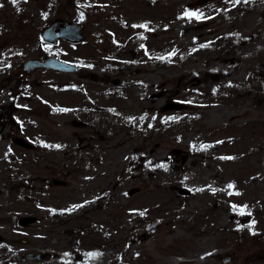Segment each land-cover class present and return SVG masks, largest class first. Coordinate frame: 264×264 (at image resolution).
Segmentation results:
<instances>
[{
    "label": "rangeland",
    "instance_id": "rangeland-1",
    "mask_svg": "<svg viewBox=\"0 0 264 264\" xmlns=\"http://www.w3.org/2000/svg\"><path fill=\"white\" fill-rule=\"evenodd\" d=\"M110 1L0 0V264H264V0Z\"/></svg>",
    "mask_w": 264,
    "mask_h": 264
},
{
    "label": "water",
    "instance_id": "water-1",
    "mask_svg": "<svg viewBox=\"0 0 264 264\" xmlns=\"http://www.w3.org/2000/svg\"><path fill=\"white\" fill-rule=\"evenodd\" d=\"M81 27H82L81 22L56 18L52 20V22L42 30V36L45 40L53 43L57 42L59 38H63L72 42H79L83 40L85 37L81 31ZM38 67H48L63 72H75L77 70V65L75 63L53 55L45 59L30 58L23 63V68L27 72H31L32 70ZM14 141L27 148L33 147V144H31L30 142H28L27 140L21 137H15ZM60 183L62 182L60 181ZM147 236L148 234L144 233L143 235H141L140 238ZM14 240L16 242H22L26 244L31 243V240L27 238H17ZM48 255L49 253L46 252L29 251L24 253L23 255H19L18 258L42 259L47 257Z\"/></svg>",
    "mask_w": 264,
    "mask_h": 264
},
{
    "label": "flooded vegetation",
    "instance_id": "flooded-vegetation-1",
    "mask_svg": "<svg viewBox=\"0 0 264 264\" xmlns=\"http://www.w3.org/2000/svg\"><path fill=\"white\" fill-rule=\"evenodd\" d=\"M116 4V3H115ZM108 5V8H110V7H112L113 5H112V2L110 1V0H108V2L106 3V5L105 6H107ZM117 5V4H116ZM115 6V5H114ZM118 7H120V5H118ZM120 18V17H119ZM136 23H138L139 24V22L137 21V22H135L134 24H136Z\"/></svg>",
    "mask_w": 264,
    "mask_h": 264
},
{
    "label": "bare ground",
    "instance_id": "bare-ground-1",
    "mask_svg": "<svg viewBox=\"0 0 264 264\" xmlns=\"http://www.w3.org/2000/svg\"><path fill=\"white\" fill-rule=\"evenodd\" d=\"M214 71H215L216 73H217V72L219 73L221 70H220V69H216V70H214Z\"/></svg>",
    "mask_w": 264,
    "mask_h": 264
},
{
    "label": "snow or ice",
    "instance_id": "snow-or-ice-1",
    "mask_svg": "<svg viewBox=\"0 0 264 264\" xmlns=\"http://www.w3.org/2000/svg\"><path fill=\"white\" fill-rule=\"evenodd\" d=\"M14 2H15V0H14ZM230 187H231V185H230Z\"/></svg>",
    "mask_w": 264,
    "mask_h": 264
}]
</instances>
